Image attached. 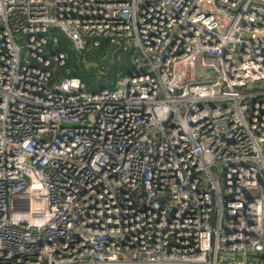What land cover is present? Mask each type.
Returning <instances> with one entry per match:
<instances>
[{"label": "built area", "instance_id": "1", "mask_svg": "<svg viewBox=\"0 0 264 264\" xmlns=\"http://www.w3.org/2000/svg\"><path fill=\"white\" fill-rule=\"evenodd\" d=\"M261 82L264 0H0V264H264Z\"/></svg>", "mask_w": 264, "mask_h": 264}, {"label": "trees", "instance_id": "2", "mask_svg": "<svg viewBox=\"0 0 264 264\" xmlns=\"http://www.w3.org/2000/svg\"><path fill=\"white\" fill-rule=\"evenodd\" d=\"M45 35L50 38L55 37L56 49L66 54L63 65L53 67L51 73L52 80H59L63 76L77 77L86 85L89 91H93L96 84L103 85L101 87H110L112 85L117 72H119L122 67L118 61L113 62L104 69V74L100 75V77L97 78L96 75V65L99 66L101 64V58L108 50L103 40H100L99 45L91 48L89 52L77 53L72 48L69 41H67L55 27H49ZM50 38H47L49 40L47 46L51 45Z\"/></svg>", "mask_w": 264, "mask_h": 264}, {"label": "rangeland", "instance_id": "3", "mask_svg": "<svg viewBox=\"0 0 264 264\" xmlns=\"http://www.w3.org/2000/svg\"><path fill=\"white\" fill-rule=\"evenodd\" d=\"M124 62H125V60H124ZM124 62H119V64L122 66L119 72H123V65H124ZM127 69H130L129 66L127 67ZM119 72H117V73H119ZM101 86H103V85H101V84H96V85L94 86V90L100 88ZM257 86H258L260 89L264 90V82L259 83ZM105 87L110 88V87H108V86H105ZM263 97H264V96H263Z\"/></svg>", "mask_w": 264, "mask_h": 264}, {"label": "water", "instance_id": "4", "mask_svg": "<svg viewBox=\"0 0 264 264\" xmlns=\"http://www.w3.org/2000/svg\"><path fill=\"white\" fill-rule=\"evenodd\" d=\"M108 54H109L108 52H105L104 57L102 58V61H104L105 57H106ZM206 71H208V70H206ZM202 72H203V71H202L201 69H196V70H195V73H196L197 75L202 74ZM125 264H154V263H125Z\"/></svg>", "mask_w": 264, "mask_h": 264}]
</instances>
